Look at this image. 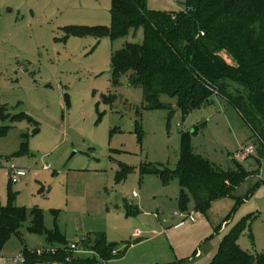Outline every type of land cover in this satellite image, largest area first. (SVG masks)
Wrapping results in <instances>:
<instances>
[{
	"label": "rangeland",
	"instance_id": "obj_1",
	"mask_svg": "<svg viewBox=\"0 0 264 264\" xmlns=\"http://www.w3.org/2000/svg\"><path fill=\"white\" fill-rule=\"evenodd\" d=\"M185 2L145 0L148 10L162 12L183 10ZM111 3L0 0V126H9L0 136L1 204L39 209L43 225L65 236L62 250L76 258L73 264H206L241 220L237 243L264 255V153L226 98L214 90L208 104L182 113L175 98L162 94L160 107L151 108L127 76L117 85L111 78V53L143 42L142 28L113 40L65 35L68 26L109 27ZM183 133L196 156L225 171L239 164L248 176L233 192L240 202L219 198L204 213L183 191V212L195 211L196 221L173 227L183 221L179 181L142 168L174 169ZM249 145L251 155L242 151ZM11 164L25 171L14 184ZM30 219L20 238L4 245L0 264H19L23 247L56 251L43 233L27 229ZM97 235L120 255L102 259L93 249ZM82 237L85 245L71 251Z\"/></svg>",
	"mask_w": 264,
	"mask_h": 264
},
{
	"label": "trees",
	"instance_id": "obj_2",
	"mask_svg": "<svg viewBox=\"0 0 264 264\" xmlns=\"http://www.w3.org/2000/svg\"><path fill=\"white\" fill-rule=\"evenodd\" d=\"M110 15L109 27L81 31L68 26L64 31L66 36L107 34L113 40L126 36L130 29L142 28L143 42H126L111 53L113 85L125 75L130 86L142 88L149 107H160L159 97L164 94L175 98L182 113L208 104L216 90L249 125L264 153V0H186L183 10L168 12L148 10L145 0H112ZM8 127L0 126V136ZM142 172L158 174L164 182L176 178L181 188L180 211L187 210L186 191L195 208L203 213L219 198L233 197L240 202L242 198L233 192L248 176L239 164L225 171L196 156L187 133L182 134L174 169L142 168ZM28 216L27 229L43 233L49 245L58 247L39 255L23 247V264L76 261L62 250L65 236L57 228L43 225L39 209L27 212L12 203L0 202V251L12 236L20 238V228ZM243 225L241 220L231 229L206 264H264V255L254 256L237 243ZM93 246L102 259L120 255L118 250L113 253L116 245L107 244L103 235H97Z\"/></svg>",
	"mask_w": 264,
	"mask_h": 264
},
{
	"label": "built area",
	"instance_id": "obj_3",
	"mask_svg": "<svg viewBox=\"0 0 264 264\" xmlns=\"http://www.w3.org/2000/svg\"><path fill=\"white\" fill-rule=\"evenodd\" d=\"M247 155H251L253 152H254V149L251 145L249 146H246L243 148V150ZM7 170H8V173H9V178H10V182L12 184L14 183H17L20 178H22L23 176H25V171L20 169V168H17L15 167L13 164H11L10 166H7L6 167ZM44 169H49L50 167L48 165H44L43 166ZM132 195H135V192L133 191L132 192ZM179 217L180 218H183V222L188 220V221H191V222H194L196 221V214H195V211H190V212H179L178 213ZM86 241V238L85 237H82L81 240L79 242H73L71 243L68 247L71 251H74L77 249V246L83 244L84 242ZM38 254H42L44 251L43 249L42 250H37ZM113 253L115 254L116 253V250L113 251ZM20 261L22 263H24V259H20ZM66 261H69V258L66 257ZM60 264V263H58Z\"/></svg>",
	"mask_w": 264,
	"mask_h": 264
},
{
	"label": "crops",
	"instance_id": "obj_4",
	"mask_svg": "<svg viewBox=\"0 0 264 264\" xmlns=\"http://www.w3.org/2000/svg\"><path fill=\"white\" fill-rule=\"evenodd\" d=\"M238 188V187H237ZM236 188V189H237ZM234 194V193H233ZM180 212V211H179ZM188 222H191V221H188ZM185 224V222H183V221H179L177 224H174L173 225V227H178V226H181V225H184ZM58 246L56 245V247L55 248H57ZM241 247V246H240ZM3 250V249H2ZM16 262L17 263H19V264H23L19 259L18 260H16ZM73 263H78L77 262V260H76V262H73ZM72 263V264H73ZM33 264H58V263H49V262H37V263H33Z\"/></svg>",
	"mask_w": 264,
	"mask_h": 264
}]
</instances>
